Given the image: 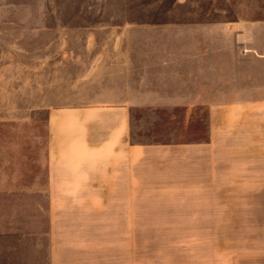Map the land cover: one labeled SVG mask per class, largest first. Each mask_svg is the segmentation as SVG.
<instances>
[{
	"label": "rangeland",
	"instance_id": "1",
	"mask_svg": "<svg viewBox=\"0 0 264 264\" xmlns=\"http://www.w3.org/2000/svg\"><path fill=\"white\" fill-rule=\"evenodd\" d=\"M121 57L127 192H107L104 170L98 192H49L50 156L106 133L65 108L104 101L99 70ZM251 103H264V0H0V264H53L57 240L66 264H262L264 178L234 171Z\"/></svg>",
	"mask_w": 264,
	"mask_h": 264
},
{
	"label": "crops",
	"instance_id": "2",
	"mask_svg": "<svg viewBox=\"0 0 264 264\" xmlns=\"http://www.w3.org/2000/svg\"><path fill=\"white\" fill-rule=\"evenodd\" d=\"M97 61H104V59H98ZM106 61L110 67L106 70H99V72H104L105 75L111 76L113 79L106 83V99L91 104L75 103L68 109L65 108L67 111H73L74 115L79 116V122L75 124L78 125L79 123L80 129L84 127L86 129L85 134L96 125L101 131L106 128L105 138L97 143L92 142L93 144L89 143L87 139L82 143V137H79L80 139L75 138L72 159L53 155L54 160H52V156H50L49 192L58 193L59 195L85 192L87 182H89V187L94 190H89V192H98L97 179L99 171L103 170L104 175L111 179L112 187H108L107 192H127V189L124 190V188L127 187L126 184L130 178V64L127 57L111 58ZM211 107L218 108V110L213 111L214 113L220 112L221 105ZM247 108L242 113L245 114L243 115L244 119L247 118L248 121L240 128L234 129L233 144L238 147L236 150L238 156L234 160V171L240 172L239 177L264 178V122L259 123L258 121L264 119V103L247 104ZM57 111L59 113L61 110L53 109L52 113ZM87 114H95L99 118L96 119V122L83 121L82 116ZM54 145L59 146L58 142ZM132 147L137 148L140 146L132 145ZM259 148L262 150L261 152H259ZM56 151H58L57 148ZM98 155L99 160H104L101 161L105 164L101 167L104 169L98 166V162H100L98 161ZM83 187L85 189L82 191L81 188ZM54 246L57 248L53 249V264H66L67 253L66 250L62 249L60 241L57 240V244L55 242ZM72 254V258L81 257L79 256L80 252L73 251ZM259 257L264 256L256 255L252 258L257 259ZM69 263L81 264V261L75 259ZM261 263L264 264L263 261ZM89 264H97V262L90 261ZM256 264L258 263L256 262Z\"/></svg>",
	"mask_w": 264,
	"mask_h": 264
}]
</instances>
